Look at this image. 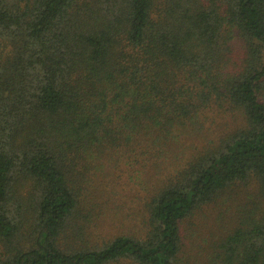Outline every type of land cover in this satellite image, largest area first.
Returning <instances> with one entry per match:
<instances>
[{
    "label": "trees",
    "instance_id": "1",
    "mask_svg": "<svg viewBox=\"0 0 264 264\" xmlns=\"http://www.w3.org/2000/svg\"><path fill=\"white\" fill-rule=\"evenodd\" d=\"M0 264H264V0H0Z\"/></svg>",
    "mask_w": 264,
    "mask_h": 264
},
{
    "label": "rangeland",
    "instance_id": "2",
    "mask_svg": "<svg viewBox=\"0 0 264 264\" xmlns=\"http://www.w3.org/2000/svg\"><path fill=\"white\" fill-rule=\"evenodd\" d=\"M206 215H207V210L205 212L202 211V213L198 215L199 219L197 222L198 224L202 226V230L199 231L198 233L194 232L195 226L193 223H190L191 219L187 220L185 223L183 232H184V241H185L186 249L188 253H192L194 252L195 249L205 246L207 237H210L206 226L210 227L213 224L214 219L210 221L208 217L210 216L214 217L216 215V212L211 211L208 216ZM213 225H216V224H213ZM221 230L223 229H219L218 231H221ZM192 262H194L193 259H192Z\"/></svg>",
    "mask_w": 264,
    "mask_h": 264
}]
</instances>
